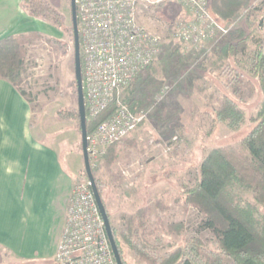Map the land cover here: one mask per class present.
Here are the masks:
<instances>
[{"label":"rangeland","instance_id":"rangeland-1","mask_svg":"<svg viewBox=\"0 0 264 264\" xmlns=\"http://www.w3.org/2000/svg\"><path fill=\"white\" fill-rule=\"evenodd\" d=\"M29 1L32 4L23 0L21 7L34 20L33 32L38 34L29 31L21 37L25 58L20 90L30 104L31 123L42 141L58 144L65 153H78L75 184L86 175L79 154V120L73 116L77 115V94L70 0ZM142 1L144 4L137 6V20L161 35L162 50L149 69L120 90L118 98L149 113L145 123L111 148L106 160L94 169L110 226L120 235L126 264H147L136 254L134 245H143L148 253L160 256L182 246L186 239L197 237L205 249L216 250L202 214L185 202L184 190L195 183L198 166L210 150L239 144L250 130L262 97L257 78L249 71L255 38L246 36L253 27L264 35V28L259 26L264 11L253 10L264 0H247L225 35L217 34L198 47L172 37L173 28L181 21L174 18L187 17L176 2L170 0L172 3L158 6V2L152 5ZM33 3L51 9L58 22L54 16L40 12L32 16ZM228 43L233 44V52L227 57ZM232 66L242 76L243 100L236 101L242 121L236 129L225 121L214 122V111L220 108L224 96L233 98L227 87ZM164 88L167 91L161 93ZM135 135H140L141 141L132 144L130 137ZM234 191L243 200L253 202L250 191L238 186ZM156 201L167 208L157 211ZM139 209L146 210L143 221L152 230L149 235L133 233L129 217ZM175 222L183 223L181 234L165 231ZM12 262L0 252V263Z\"/></svg>","mask_w":264,"mask_h":264},{"label":"trees","instance_id":"trees-1","mask_svg":"<svg viewBox=\"0 0 264 264\" xmlns=\"http://www.w3.org/2000/svg\"><path fill=\"white\" fill-rule=\"evenodd\" d=\"M24 1L32 4V1ZM22 2L23 0H21V6ZM246 2L247 0H209L208 9L219 24L223 22L222 25L230 27L228 25L243 11L241 9ZM31 9L32 16L40 12L42 15L54 16L53 19L56 23L58 22L57 15L51 9L44 8L38 3H33ZM260 9L264 11V1L253 10L261 11ZM244 11L246 12V9ZM259 26L264 28V20L260 21ZM29 33L38 34L33 31ZM25 35L24 33L12 34L0 39V79L9 82L27 99L25 93L20 90L25 58L21 37ZM246 37V39L255 38V45L248 61L249 71L257 78L262 95L259 109L251 119L250 130L239 144L210 150L198 166L195 183L184 190L185 202L194 206L202 214L204 227L210 233L216 250L205 249L200 238L197 237L186 239L182 246L160 256L148 253L143 245L139 248L134 245L136 254L147 264H264V35L259 33L257 27H253ZM225 47V56L228 57L233 52V44L228 43ZM230 69L233 72H228L227 87L234 99L224 96L220 108L214 111V122L217 124L225 121L229 127L236 129L242 121L241 113L236 107V101L243 100L240 88L242 76L233 66ZM126 105L132 111L138 108L134 103ZM115 108V101H112L95 120L87 121V134L100 122L106 120ZM73 116L78 117L75 114ZM117 144L107 149L102 162L110 155L111 148ZM94 169L92 168V175L99 191ZM235 186L250 191L253 202L243 200L236 194ZM156 208L157 211L162 212L167 206L161 201H156ZM145 211V209H139L129 217L135 235L152 233V230L144 225ZM106 215L109 219L108 213ZM110 227L121 263L126 264L120 235L112 226ZM182 230L181 222L165 227V231L176 234H181ZM121 237L133 246L129 238L124 235ZM227 261L230 262L227 263Z\"/></svg>","mask_w":264,"mask_h":264},{"label":"built area","instance_id":"built-area-1","mask_svg":"<svg viewBox=\"0 0 264 264\" xmlns=\"http://www.w3.org/2000/svg\"><path fill=\"white\" fill-rule=\"evenodd\" d=\"M140 1L75 0L86 122L95 120L112 101L116 104L115 111L86 136L91 168L99 166L107 149L132 133L149 113L146 108L132 111L118 98L162 50L161 35L137 20ZM173 1L187 16L172 30L175 40L198 47L228 32L229 27L211 16L208 0ZM54 264H116L87 177L71 190Z\"/></svg>","mask_w":264,"mask_h":264},{"label":"crops","instance_id":"crops-1","mask_svg":"<svg viewBox=\"0 0 264 264\" xmlns=\"http://www.w3.org/2000/svg\"><path fill=\"white\" fill-rule=\"evenodd\" d=\"M147 1L158 6L173 2ZM33 28L21 0H0V39ZM140 137L130 141L136 144ZM61 150L42 141L27 99L0 79V252L13 259L9 264H54L78 167V153Z\"/></svg>","mask_w":264,"mask_h":264},{"label":"water","instance_id":"water-1","mask_svg":"<svg viewBox=\"0 0 264 264\" xmlns=\"http://www.w3.org/2000/svg\"><path fill=\"white\" fill-rule=\"evenodd\" d=\"M70 11H71V21H72V34H73L74 79L76 83V94H77V115H78V120H79L81 152H82L84 172L90 183V187L93 192L96 204L102 216L106 234H107L116 264H122L119 252L117 250L116 244L113 239L109 219L106 215L105 208L103 206L101 197L99 195V191L97 189L95 180L92 175V168H91V165L89 163V158H88L87 140H86V136H87L86 116H85L84 97H83V89H82L80 43H79V32H78L75 0H70Z\"/></svg>","mask_w":264,"mask_h":264}]
</instances>
